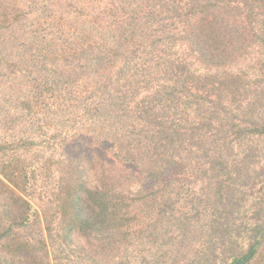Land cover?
Returning <instances> with one entry per match:
<instances>
[{"label":"trees","instance_id":"16d2710c","mask_svg":"<svg viewBox=\"0 0 264 264\" xmlns=\"http://www.w3.org/2000/svg\"><path fill=\"white\" fill-rule=\"evenodd\" d=\"M0 264H264V0H0Z\"/></svg>","mask_w":264,"mask_h":264}]
</instances>
